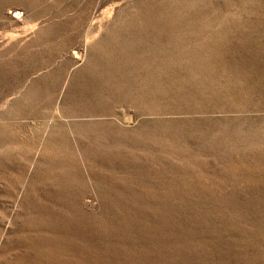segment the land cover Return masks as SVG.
<instances>
[{
  "label": "rangeland",
  "instance_id": "374dc122",
  "mask_svg": "<svg viewBox=\"0 0 264 264\" xmlns=\"http://www.w3.org/2000/svg\"><path fill=\"white\" fill-rule=\"evenodd\" d=\"M0 245L264 264V0H0Z\"/></svg>",
  "mask_w": 264,
  "mask_h": 264
},
{
  "label": "bare ground",
  "instance_id": "6f19581e",
  "mask_svg": "<svg viewBox=\"0 0 264 264\" xmlns=\"http://www.w3.org/2000/svg\"><path fill=\"white\" fill-rule=\"evenodd\" d=\"M19 15H20V13H16V14H13V19L14 20H18V18H19ZM23 16V15H22ZM21 18V17H20ZM104 36V35H103ZM100 38V37H99ZM101 39H103V38H101ZM100 39V40H101ZM100 40H99V42H100ZM77 55V54H76ZM76 60V59H75ZM1 217H2V215H1ZM13 217V216H12ZM11 221V220H10ZM9 226V225H8ZM4 230V229H3ZM3 234V233H2ZM3 241V240H2ZM18 242V241H17ZM14 243V242H13ZM2 244V243H1ZM20 245V244H19ZM1 246V245H0ZM11 247V246H10ZM1 252V251H0ZM57 252H59V254L61 253V249L60 248H58V250H57ZM32 257V256H31ZM79 257V256H78ZM42 261L43 260H41V261H39L40 262V264H44V263H42ZM12 264H14V263H12ZM27 264V263H26ZM29 264V263H28ZM56 264H59V263H56Z\"/></svg>",
  "mask_w": 264,
  "mask_h": 264
}]
</instances>
